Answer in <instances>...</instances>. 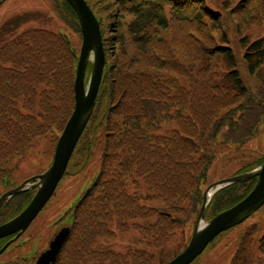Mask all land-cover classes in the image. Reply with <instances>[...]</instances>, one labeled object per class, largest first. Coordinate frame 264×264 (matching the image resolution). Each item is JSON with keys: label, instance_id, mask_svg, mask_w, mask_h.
<instances>
[{"label": "trees", "instance_id": "obj_1", "mask_svg": "<svg viewBox=\"0 0 264 264\" xmlns=\"http://www.w3.org/2000/svg\"><path fill=\"white\" fill-rule=\"evenodd\" d=\"M86 1L101 26L106 64L96 106L68 168L75 155L89 157L101 128L102 164L72 207L69 235L51 264H167L156 262L157 252L195 223L215 148L246 143L264 122V40L244 36L240 55L224 34V43L210 48L212 56L226 63L220 72L218 59L209 60L207 17L215 16V10L209 12L206 0ZM101 1L114 32L110 49ZM55 2L62 19L81 35L73 7L67 0ZM180 12L185 15L172 24L173 14ZM180 26L183 45L176 50L169 47V37ZM11 31L0 40V177L35 142L60 136L75 108L79 59L77 48L62 33L27 28L15 36ZM180 58L187 63H176ZM195 62L202 64L194 69L190 64ZM244 72L256 83L249 84ZM90 73L89 64L87 82ZM263 162L264 154L236 174ZM256 181H238L219 190L207 219L242 200ZM142 185L146 200L161 203V208L141 203ZM32 196L20 194V206L13 209L12 201L8 212L17 214ZM131 230L139 232L142 250L95 246L101 237ZM231 264H264V221L241 233Z\"/></svg>", "mask_w": 264, "mask_h": 264}, {"label": "rangeland", "instance_id": "obj_2", "mask_svg": "<svg viewBox=\"0 0 264 264\" xmlns=\"http://www.w3.org/2000/svg\"><path fill=\"white\" fill-rule=\"evenodd\" d=\"M206 1L209 12L215 10V16L209 13V17H207V23L209 24V29L207 30L209 60L218 59L221 65L219 71L222 72L226 70V63L221 56H212L210 48L214 45L223 44L224 34L229 38L234 50L239 52L240 55L245 50L241 40L244 36H248L250 41L261 38L264 40V0ZM98 6L102 12H99L100 15L104 14L107 47L110 49L113 45L112 36L114 32L111 27L110 15L107 16L109 10L106 9L104 1L98 3ZM166 11L169 12L171 10L167 7ZM173 15L170 20L172 24L173 21L176 23L180 21L177 16H184L185 14L180 12ZM132 17V14H127L125 18L131 20ZM27 28H44L62 33L71 40L72 45L78 50V56L80 55L83 42L82 33L80 35L62 19L60 7L55 0H3L0 3V40L8 31L12 30L11 32L16 36V34ZM169 38V47L179 50L183 45L182 27L177 28L176 32ZM181 61L186 64L188 59L180 58L175 60L176 63ZM176 63L172 66H177ZM201 64L202 62H195L190 65L197 69ZM244 76L249 84H255L257 81L256 78L249 77L246 72H244ZM101 129L104 132V129ZM103 132L102 134L100 132L101 135L99 134L95 139L89 157H86L84 153L74 156L68 168V173L60 180L53 196L26 231L0 255V264H28L40 249L47 245L50 235L54 229L56 230V225L71 224L70 211L72 207L100 171L103 154ZM59 137V135L57 137L49 136L46 139L39 140L23 157H16L9 164L8 173L4 178L0 177V181L4 182L6 180L7 186L2 185L3 188L6 190L12 186L17 185L18 187L25 179L45 172L53 162ZM215 151L216 157L209 170L205 190L214 182L237 175L236 173L241 168L264 154V122L257 134L246 143L241 145L225 144L216 147ZM139 193L142 204L159 208L163 206L159 202H148L146 200L148 195L146 186L142 185ZM10 213L7 212L6 215H10ZM139 221L142 222L141 220ZM263 221L264 209L221 234L213 244L208 246L209 248L207 247L204 250L195 264H231L236 254L241 233L248 226L255 223L262 224ZM195 223L188 224L176 234L167 246L163 247L160 253L157 252L156 262L160 263V259L161 261H170L176 254L183 251L191 237ZM140 237L138 231L131 230L117 233L112 235L111 238L101 237L97 240L95 246L99 249H110L119 252L133 249L142 250L145 245L140 242ZM257 239H260V236Z\"/></svg>", "mask_w": 264, "mask_h": 264}, {"label": "water", "instance_id": "obj_3", "mask_svg": "<svg viewBox=\"0 0 264 264\" xmlns=\"http://www.w3.org/2000/svg\"><path fill=\"white\" fill-rule=\"evenodd\" d=\"M67 1L79 18L83 36L75 78V108L58 139L51 166L42 174L30 177L0 198L1 208L4 201L9 198L36 188L33 198L25 209L13 220L0 226V238L14 233H18L20 236L46 206L67 171L74 149L96 106L106 64L101 26L86 0ZM89 64L91 65V73L87 82ZM252 178H257V181L248 195L232 207L217 213L210 219H206L209 204L219 190L238 181H247ZM263 205L264 162L251 171L239 173L210 184L204 192L202 208L187 245L167 264L193 263L218 235L242 223ZM69 231V227H64L55 236L50 248L39 257L36 264L54 262L69 235Z\"/></svg>", "mask_w": 264, "mask_h": 264}, {"label": "flooded vegetation", "instance_id": "obj_4", "mask_svg": "<svg viewBox=\"0 0 264 264\" xmlns=\"http://www.w3.org/2000/svg\"><path fill=\"white\" fill-rule=\"evenodd\" d=\"M7 178H8V176H6ZM2 178H4V176L2 177ZM6 179V178H5ZM4 179V180H5ZM27 179H29V178H27ZM27 179H25V180H27ZM24 180V181H25ZM8 181V180H7ZM23 181V182H24ZM9 182V181H8ZM10 182H11V180H10ZM21 184V183H20ZM7 186V184H6V180L4 181V182H2V181H0V198L6 193V192H8V191H10V190H12V189H14V188H16L17 187V185L16 186H12V187H9L8 189H4L3 188V186ZM35 192H36V188H34V189H31V190H28V191H25V192H22V193H20V194H23V193H33V196H34V194H35ZM20 194H18V195H15V196H13V197H11V198H9L8 200H6V201H4V203H3V205L1 206V208H0V226L1 225H3V224H5L6 222H10L11 220H13L18 214H20L23 210H21L20 212H18L17 214H10V215H6L7 214V212L8 211H11V202L13 201V203H14V206H13V209H17L19 206H20ZM33 196H32V198H33ZM31 198V199H32ZM31 201V200H30ZM10 204L8 207H6V205L7 204ZM29 204V203H28ZM27 204V205H28ZM26 205V206H27ZM25 206V207H26ZM9 209V210H8ZM34 221V220H33ZM32 221V222H33ZM64 227H69V225H65V224H59V225H56L55 226V228H56V230L54 229V231L52 232V234L50 235V237H49V242H47V245L43 248V249H40V251L34 256V258H32V260L31 261H29L28 262V264H36L37 263V261H38V259H39V257L45 252V251H47L49 248H50V244H51V242L53 241V239L55 238V236L64 228ZM26 231V230H25ZM24 231V232H25ZM23 232V233H24ZM70 232V231H69ZM22 233V234H23ZM21 234V235H22ZM20 235V236H21ZM19 238V236H18V233H14V234H11V235H9V236H6V237H2V238H0V255L3 253V252H5L6 251V249L14 242V241H16L17 239ZM28 260V259H27Z\"/></svg>", "mask_w": 264, "mask_h": 264}]
</instances>
